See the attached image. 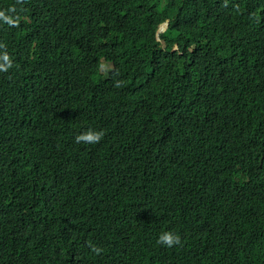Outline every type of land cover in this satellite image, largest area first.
I'll return each mask as SVG.
<instances>
[{"label": "trees", "instance_id": "16d2710c", "mask_svg": "<svg viewBox=\"0 0 264 264\" xmlns=\"http://www.w3.org/2000/svg\"><path fill=\"white\" fill-rule=\"evenodd\" d=\"M5 55L0 264H264V0H0Z\"/></svg>", "mask_w": 264, "mask_h": 264}, {"label": "clouds", "instance_id": "9594fccd", "mask_svg": "<svg viewBox=\"0 0 264 264\" xmlns=\"http://www.w3.org/2000/svg\"><path fill=\"white\" fill-rule=\"evenodd\" d=\"M167 24H168V20H165L163 23H161L159 25L157 35L160 31L165 30V28L167 27ZM157 39H159V38L157 37ZM176 48H177V46L175 45L173 47V49H176ZM3 60L5 61V63L0 64V71H6L8 67H11V61L9 60V57L7 55L3 56ZM103 63L109 64V68H107L105 71L101 70V65ZM96 65H97L98 72L103 77H106L108 75V73H110L114 69V65H113L112 61H110L106 58H103V57H100L99 60H96ZM102 137H103L102 131H96L93 129H88V130L78 134L75 137V142L76 143H84V144H94V143H98L102 139ZM253 214L254 215L251 214L253 216V221L254 220L260 221L261 220V217L259 214H257V213H253ZM250 220H251L250 216H248V217L246 216V222L250 223ZM157 243L171 247L173 245L180 244L181 241H180V237L178 235L173 234L172 232L165 231L158 236ZM88 246L90 247L91 251L93 253H95L96 255H99L103 251L100 247L95 246L91 243H89Z\"/></svg>", "mask_w": 264, "mask_h": 264}, {"label": "rangeland", "instance_id": "374dc122", "mask_svg": "<svg viewBox=\"0 0 264 264\" xmlns=\"http://www.w3.org/2000/svg\"><path fill=\"white\" fill-rule=\"evenodd\" d=\"M107 68H109V64L103 63V64L101 65V70H102V71H105Z\"/></svg>", "mask_w": 264, "mask_h": 264}, {"label": "bare ground", "instance_id": "6f19581e", "mask_svg": "<svg viewBox=\"0 0 264 264\" xmlns=\"http://www.w3.org/2000/svg\"><path fill=\"white\" fill-rule=\"evenodd\" d=\"M0 248H1V247H0ZM1 249H2V248H1ZM4 250H5V249H4ZM1 251H2V250H1ZM5 251H6V250H5ZM2 252H3V251H2ZM6 253H9V252H6ZM6 253H5V254H6ZM0 255H1V254H0ZM2 256H3V255H2ZM2 256H1V257H2ZM11 256H12V255H11ZM4 258H5V256H4ZM6 258H8V257H6ZM12 258L14 259V257H12ZM0 260H1V259H0ZM4 260H6V259H4ZM4 260H3V262H4ZM7 260H8V259H7ZM9 261H10V260H9ZM9 261H8L7 264H9ZM13 261H14V260H13ZM6 262H7V261H5V263H6ZM11 262H12V261H11ZM11 262H10V263H11ZM15 262H16V261H15ZM0 263H1V262H0ZM17 263H18V262H17ZM12 264H14V263H12ZM15 264H16V263H15ZM19 264H20V263H19Z\"/></svg>", "mask_w": 264, "mask_h": 264}]
</instances>
